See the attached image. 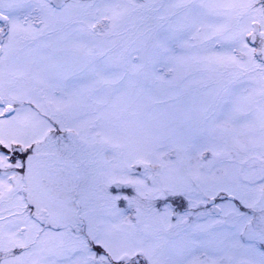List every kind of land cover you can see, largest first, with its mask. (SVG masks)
<instances>
[{
	"label": "rangeland",
	"instance_id": "obj_1",
	"mask_svg": "<svg viewBox=\"0 0 264 264\" xmlns=\"http://www.w3.org/2000/svg\"><path fill=\"white\" fill-rule=\"evenodd\" d=\"M262 1L0 0V99L12 107L0 106V145L39 140L26 175L0 152V264L264 262ZM220 189L231 198L214 215L205 199Z\"/></svg>",
	"mask_w": 264,
	"mask_h": 264
},
{
	"label": "flooded vegetation",
	"instance_id": "obj_2",
	"mask_svg": "<svg viewBox=\"0 0 264 264\" xmlns=\"http://www.w3.org/2000/svg\"><path fill=\"white\" fill-rule=\"evenodd\" d=\"M226 194V193H225ZM224 194V195H225ZM231 198V197H230ZM222 201H224V197H222L221 199H218V200H214V203L213 204H215V205H217L218 206V204L217 203H220V202H222ZM219 212H220V210L218 211V212H214V215H218L219 214ZM242 228H245V225H241L240 226V228L236 231L237 233H240L241 234V232L242 233H248V231H244V230H242ZM241 229V230H240Z\"/></svg>",
	"mask_w": 264,
	"mask_h": 264
},
{
	"label": "water",
	"instance_id": "obj_3",
	"mask_svg": "<svg viewBox=\"0 0 264 264\" xmlns=\"http://www.w3.org/2000/svg\"><path fill=\"white\" fill-rule=\"evenodd\" d=\"M60 0H58V2H59Z\"/></svg>",
	"mask_w": 264,
	"mask_h": 264
}]
</instances>
